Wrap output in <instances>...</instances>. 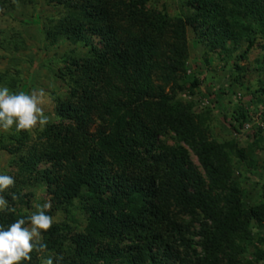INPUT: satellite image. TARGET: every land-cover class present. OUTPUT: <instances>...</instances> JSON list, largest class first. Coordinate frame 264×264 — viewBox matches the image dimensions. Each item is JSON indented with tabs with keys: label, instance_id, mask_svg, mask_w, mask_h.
<instances>
[{
	"label": "trees",
	"instance_id": "16d2710c",
	"mask_svg": "<svg viewBox=\"0 0 264 264\" xmlns=\"http://www.w3.org/2000/svg\"><path fill=\"white\" fill-rule=\"evenodd\" d=\"M67 1L72 21L59 33L75 42L97 35L104 47H90L83 60L87 74L69 96L79 104L59 103L61 122L20 159L21 176L45 183L54 210L78 202L86 216L84 234L69 225L43 234L48 252L63 257L59 264H240L251 223L264 228V186L260 201L245 208L228 151L209 142L190 107L165 90L184 71L186 28L207 39L210 51L244 48L238 60L264 44V0H188L186 19L147 10L148 0ZM198 86L193 79L191 89ZM247 118L242 110L233 115L238 129ZM168 133L191 149L203 174L182 147L158 144ZM42 163L50 169L39 173ZM29 180L2 194L20 208L0 215V227L30 215ZM190 223L199 224L196 234Z\"/></svg>",
	"mask_w": 264,
	"mask_h": 264
},
{
	"label": "rangeland",
	"instance_id": "374dc122",
	"mask_svg": "<svg viewBox=\"0 0 264 264\" xmlns=\"http://www.w3.org/2000/svg\"><path fill=\"white\" fill-rule=\"evenodd\" d=\"M187 1L148 0L146 9L165 13L170 19H186L191 15ZM68 6L67 0H0V87L6 86L17 94L43 89L46 93L44 110L49 117L48 125L31 132L18 133L15 128L8 132L0 131V174L13 176L15 187L19 186V181L30 179L23 192L29 196L24 210L31 214L36 210V204L50 202L48 214L54 216V225H69L72 233L77 235L84 234L86 227V216L80 211L78 202L64 210H54L52 195L47 193L45 183L21 176L19 171L21 157L26 159L32 152L39 134L61 122L55 110L58 104H79L78 100L70 102L69 96L86 73L87 65L83 60L89 55L90 47L97 51L104 47L97 35L88 33L84 41L75 42L66 34L59 33L60 27L72 21L68 16ZM186 42L188 56L184 71L176 77L175 86L167 87L165 94L174 102L189 106L195 121L198 119L203 124L207 140L224 146L228 151L233 179L239 185L241 202L247 208L260 201L264 186V97L258 95V91L264 89V44L256 43L245 59L238 60L244 48H237L229 54L210 51L207 39L191 28H186ZM234 63L240 69L236 70L232 66ZM193 79L199 81V86L192 90L190 84ZM239 110L248 117L240 129L233 120V115ZM62 124L69 127L67 122ZM98 125L95 122L89 133L94 134ZM158 144L182 147L197 171L203 174L191 149L172 133L161 136ZM47 169H50L47 163L37 167L39 173ZM10 205L20 208L16 202ZM4 212L8 213L0 211L2 217ZM182 219L188 224L189 218ZM190 224V234H196L199 224ZM250 234L243 246L240 264H264V228L251 223ZM191 239L196 246L199 238L191 236ZM195 251L200 253V248L196 247ZM52 256L54 264L57 256ZM41 259L34 252L32 261L25 264H41ZM169 264L178 263L171 261Z\"/></svg>",
	"mask_w": 264,
	"mask_h": 264
},
{
	"label": "clouds",
	"instance_id": "9594fccd",
	"mask_svg": "<svg viewBox=\"0 0 264 264\" xmlns=\"http://www.w3.org/2000/svg\"><path fill=\"white\" fill-rule=\"evenodd\" d=\"M45 97L43 89L17 94L6 86L0 87V131L8 132L15 128L18 133L31 132L37 127L48 125L49 117L44 110ZM15 184L13 176L0 174V211H15L2 195ZM50 208V202L36 204V210L26 218L17 219L6 229L0 227V264H25L32 260L34 252L42 257L41 264H53V256L43 239V234L49 232L55 223L54 216L48 214ZM62 259V256L56 257L57 264Z\"/></svg>",
	"mask_w": 264,
	"mask_h": 264
}]
</instances>
